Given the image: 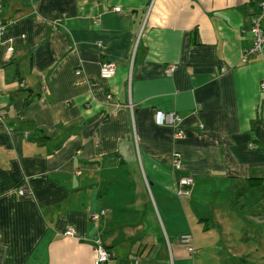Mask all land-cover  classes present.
<instances>
[{"label": "crops", "instance_id": "1", "mask_svg": "<svg viewBox=\"0 0 264 264\" xmlns=\"http://www.w3.org/2000/svg\"><path fill=\"white\" fill-rule=\"evenodd\" d=\"M262 2L0 0V264H264Z\"/></svg>", "mask_w": 264, "mask_h": 264}, {"label": "built area", "instance_id": "2", "mask_svg": "<svg viewBox=\"0 0 264 264\" xmlns=\"http://www.w3.org/2000/svg\"><path fill=\"white\" fill-rule=\"evenodd\" d=\"M261 13L256 15L252 19L251 25V33L253 35V43L252 45L244 50L243 59L246 60L249 56L255 53L264 52V31L261 27V19L264 15V2L260 3ZM115 11H119L118 7H115ZM6 23L0 20V35L4 32ZM174 70V66H169L166 70L167 74H171ZM225 71V67L221 68V72ZM115 73V65L110 62H102L100 67V76L102 78H110ZM76 74H80V71H76ZM261 90L264 92V83L261 84ZM154 120L157 125H170L176 129L174 137L182 138L183 137V129L181 128V116L174 112H164L162 110H156L154 113ZM172 167L175 170H182V155L178 151H174L171 155ZM194 183V180L191 176L183 174L180 176L178 182L176 183L175 192L178 195L186 194L188 192V188L191 187ZM27 192V189L21 188L18 190L20 195H24ZM103 213V211H102ZM94 218L97 215H93ZM180 241L185 245L186 250L193 254L195 252L192 236L190 233H185L180 236ZM95 257L93 260V264H108L111 258V253L107 248L103 246L100 241H96L95 247ZM131 260H134L135 257L131 256Z\"/></svg>", "mask_w": 264, "mask_h": 264}, {"label": "rangeland", "instance_id": "3", "mask_svg": "<svg viewBox=\"0 0 264 264\" xmlns=\"http://www.w3.org/2000/svg\"><path fill=\"white\" fill-rule=\"evenodd\" d=\"M76 73V72H75ZM113 76V75H112ZM111 76V77H112ZM104 79H107V78H104ZM74 233V230L72 228H69L66 230L65 234L66 235H72ZM94 255H95V251H94Z\"/></svg>", "mask_w": 264, "mask_h": 264}, {"label": "trees", "instance_id": "4", "mask_svg": "<svg viewBox=\"0 0 264 264\" xmlns=\"http://www.w3.org/2000/svg\"><path fill=\"white\" fill-rule=\"evenodd\" d=\"M110 260H111V258H110ZM110 260H109V261H110Z\"/></svg>", "mask_w": 264, "mask_h": 264}]
</instances>
